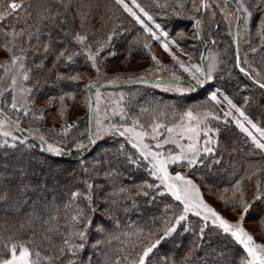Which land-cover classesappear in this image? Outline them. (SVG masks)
<instances>
[{
    "label": "snow or ice",
    "instance_id": "obj_1",
    "mask_svg": "<svg viewBox=\"0 0 264 264\" xmlns=\"http://www.w3.org/2000/svg\"><path fill=\"white\" fill-rule=\"evenodd\" d=\"M115 3L142 27L144 35L142 38L135 37L136 43L142 41L143 48L151 52L152 42L158 41L172 60L188 74L186 87L183 86L185 82L175 73H172V80L167 83L157 76L152 82L154 87L182 95L193 92L197 86L213 78L212 72L218 62L215 54L211 56L207 68L201 64H186L170 48V45H175L179 49L177 39L170 37L169 32L164 30L161 24L156 23L149 11L137 0H131V6L125 0H115ZM154 3L157 7H171L169 0H165L163 5H160L158 0H154ZM172 3L176 6L172 8V15L178 19L186 18L193 22L194 38L201 39L202 16L204 11L212 6L209 0H199V3L197 0H172ZM189 4L192 12L197 15H186ZM231 4L232 10L227 11L229 0H224V7L219 10L224 19L229 22V34L232 35L233 42L237 44V49L241 37L251 35L254 12L260 13L255 28L261 47H264V0H256V3H249V0H231ZM73 6L76 8L75 16L71 12ZM91 7L90 3L86 5L83 0H40V3L35 6L34 17L32 12L25 11V16L33 19L32 24L25 21V26L19 29L15 24L0 28V36L3 37L0 48L8 53V59L0 62V70H2L0 98L11 94V102L7 104L11 110L22 114L23 117L31 114L34 120L41 121L45 119L44 113L47 108L59 103L58 115L64 119L67 111L65 100H75L77 94L75 90L66 91L65 89L71 88L83 77L79 72L61 71L60 68H70L75 59L83 55L85 62L90 64L97 76L101 75L100 64L103 63L101 53L110 47L117 32L113 26V30L107 33L105 39L90 41L89 36L92 33L86 28L90 13L83 9H91ZM24 9L23 0L20 2L11 0L6 6H0V22L6 21ZM214 16L215 12H213ZM142 17L146 18L152 26ZM16 18L19 20L18 15ZM69 18L79 20L81 31L71 27ZM233 21L236 29L234 34L231 31ZM65 25L68 26L65 27ZM184 36L183 31L176 32V37L183 39ZM71 46H75V51ZM250 50L253 53L257 51L256 48ZM180 51L183 53V49ZM109 54L115 55V53ZM183 54L187 55L188 60L191 61V54ZM201 56L203 57V53ZM49 58L52 61L50 68L47 66ZM151 59L157 67L155 69L150 67L146 71L159 72L160 68L167 67V65H161L154 54ZM242 64L247 67L241 66ZM236 67L256 86L264 89V80L257 78L260 75L259 71L252 68L247 59L241 61L237 55ZM103 75L110 85L120 83V74L111 77L106 73ZM49 82L52 87L58 89V94L48 96L44 107L37 109L35 93L40 92L42 85H47ZM131 82L149 83L147 77L132 75H128V79L123 81V83ZM93 87L96 88L95 106L92 101ZM83 92L87 97L85 103L90 123L89 128L86 129V143L83 139L77 138L73 139L71 147H68L64 140L50 142L44 134L36 138L48 153L56 156L70 155L75 150L79 158V168L84 177H88L90 172H94L96 176L102 175L112 187V191L105 193L99 200H94L93 189L98 186L92 179L81 180L85 191L79 188L70 191L68 200L63 204L65 210L75 206L74 211L70 216L66 214V223L63 226L57 224L55 227L50 225L59 219L58 215L50 211L47 203L41 205L42 197L37 195V199L32 201L31 210L26 214L25 223L20 227L23 229L25 224L31 227L34 222H39L45 229L42 241L48 242L49 247L54 251L44 254L43 250L35 245L32 237L28 240H20L13 233L0 237V264H65V261L66 264H112L113 255H115L114 264H177L174 257L160 253L159 248L173 237L178 227H182L184 232L191 231L196 240L200 241L199 244L193 241V248L185 253L180 264H190L194 249L203 247L206 237L208 248L205 249V256L197 259L196 264H209V256H211V264H264V242H257L254 235L244 227L245 218L251 213L253 205L264 202V190L261 189L260 182L257 181L256 191L251 200L245 198L240 180L232 186L230 197L218 194V198L224 200L226 205H232L236 218L230 220L206 202L199 184L187 175L188 172H197L202 167H211L207 164V158L214 157L220 147V142L216 138L220 129L211 126V120L221 119L215 111V105L222 102L218 91L211 92L207 101L188 106L183 111H177L175 105H165L164 109L157 105L149 113L147 107L140 106L139 114H133L131 101H126L127 94L123 92L119 93L116 99L106 102L102 112L98 80L89 79L83 85ZM248 100V97L244 98L245 104ZM209 101L214 102L212 108L207 106ZM223 102L227 104V110L223 111L225 124L229 122L230 117L235 126L251 140L255 149L264 152V128L254 123L244 109L237 106L227 95H223ZM108 103L111 104L110 108L107 106ZM168 108H171V114L167 111ZM145 114L149 116L147 123L142 122V116ZM113 118H118L117 122H113ZM21 123L20 115L13 120L3 108H0V148L15 149L19 145H25L27 148L34 147L28 143L27 136H21L18 133L33 136L40 130L21 128ZM74 126L75 122L67 123L66 121L61 126L60 133L65 139ZM49 131H55V129H49ZM107 135L120 137L122 142L118 143L112 159L103 162L106 166L104 170L100 169V161H96L90 169L83 159V154L90 146L95 145L98 140ZM126 144L130 145L134 151H127ZM220 162V159L212 160L213 165ZM131 166H134L137 171L142 170L147 177L139 184L132 185L136 189V194L145 197L149 195V191L159 196L170 194L175 202L174 211L171 216L162 217L159 226L150 227L147 231L143 227H133L131 231L114 235L104 222L112 220L113 227H119L120 221L116 219L111 208H106L101 213L104 221L100 223L95 221L94 216L99 210V203L115 206L117 200L114 197L131 199L127 195L131 190L128 186L123 184L116 186L124 174L122 169ZM174 167L182 168L184 171L173 172L171 169ZM14 172H19L20 181L14 207L25 203L24 197L27 192L45 190L46 185L33 186L30 181L25 182L27 173L23 166L14 169ZM227 191L228 189H224V192ZM7 198V191L0 195V200ZM81 200L84 201L83 206L79 203ZM132 203L135 206L136 201L133 199ZM169 209H173V205L166 204L165 212ZM124 210L127 211L126 208ZM16 211H20V208L16 207ZM44 213L48 215L45 216ZM190 214L198 218V224L193 225L188 220ZM261 220L264 221V217H261ZM93 231L99 233L102 238L90 243ZM53 234L59 236L58 244L52 243ZM34 235L35 229H33ZM213 237L222 238L224 241L219 250L211 247ZM114 240L120 243L115 253L109 247ZM86 247H91L93 252L86 260H81L80 256Z\"/></svg>",
    "mask_w": 264,
    "mask_h": 264
},
{
    "label": "trees",
    "instance_id": "obj_2",
    "mask_svg": "<svg viewBox=\"0 0 264 264\" xmlns=\"http://www.w3.org/2000/svg\"><path fill=\"white\" fill-rule=\"evenodd\" d=\"M131 3V0H125ZM231 1V0H230ZM11 0H0V6H6ZM20 2V0H16ZM142 7H145L147 11L153 16L156 23L161 24L164 30L168 31L170 37H175L179 44V49L175 45H170V48L180 58L182 57L180 49L183 52H187L192 55V61H196L199 64V54L201 49L209 43V36H205L206 33H212L215 38L216 44L222 51V65L220 72L217 74V87L219 92L227 95L233 100L237 106L244 109L246 115H248L254 123H257L260 127L264 128V89L256 86L249 77L245 76L236 67L235 59V43L232 40L231 35L228 32L227 25L225 24L224 16L217 8L211 13L207 10L204 11L203 19H208L205 26V35L201 34V39L194 38V29L191 21L186 18L178 19L172 15V8L176 7L172 0H169L171 7H157L154 0H137ZM160 5L165 3V0H158ZM25 9L19 11L16 15L19 16L17 20L16 15L9 17L6 21L0 22V28L8 25L15 24L19 29L25 26V21L28 24H32L34 21L32 18L25 16V11L32 12L35 16V6L40 3V0H23ZM84 4H91V9L85 8L84 11H89V20L87 21L86 28L92 33L89 36L90 41L96 39H105L107 33L115 30L117 35L114 36L113 41L105 51L101 53L103 57V63L100 64L101 75L98 77L94 69L91 68L89 63L85 62L83 55L78 56L75 62L70 68L61 67V71L79 72L83 79L71 88H66V91H76V99H66L67 111L65 118L61 119L58 115L59 103L53 107L47 108L45 111V119L36 121L30 114L27 117H23L11 110L7 104L11 102V94H7L3 98H0V108L8 114L11 119H17L20 115L22 123L21 128L39 129L33 136H28L27 133H18L21 136H28V143L34 145L32 148H27L25 145H19L15 149L0 148V195H3L5 191L8 192V198L6 200H0V237H6L13 233L16 234V238L20 240H28L32 237L35 241V245L40 247L44 254L53 252L54 249L50 248L48 242L42 241V237L45 235V229L39 222H34L31 227L25 224V227L21 229L20 225L24 224L27 219V213L31 210V204L33 200L37 199V195L42 197L41 205L47 203L51 212H55L59 219L51 223V227H55L57 224L63 226L66 223V214L70 216L74 211V207L65 210L63 204L68 200V193L72 190L79 188L81 191H85L84 185L81 180L85 178L92 179L93 183L98 186L93 189L94 200H99L105 193L112 191V187L103 178L102 175L96 176L94 172H90L88 177H84L82 171L79 168L78 154L73 150L70 155L56 156L48 153L40 141L36 138L40 134H44L48 137L49 141L52 140H64L68 147H71V141L73 139H83L87 142V131L90 123L87 116V105L85 103L86 96L83 92V85L92 80H98V85H110L104 78V73L111 77L116 74L120 76H127L129 70L126 69L129 65L139 64L142 67L154 68L155 63L152 61L151 56L154 54L160 61L161 65H167L166 68H160L162 74L173 72L179 76L185 84L189 79L188 74L185 73L178 64H176L172 57L164 51L163 47L158 41H153L151 44V52L143 48L142 41L136 43L134 38L137 36L143 37V29L140 25L136 24L133 17L126 13L122 7L115 3V0H83ZM199 3V0H197ZM249 3H256V0H249ZM229 5L232 4L229 2ZM138 11V10H137ZM71 12L75 16L76 8L72 7ZM213 12L215 16L213 17ZM139 14V13H138ZM186 15H197L192 12L189 4ZM109 17L111 19H109ZM260 17L259 12H254L252 20L251 35L248 36L246 43H244V53L247 58H241V52L239 58L241 61L247 59L252 68L259 71L260 75L258 79L264 80V47H261L259 36L256 34L255 23ZM144 18V17H142ZM145 19L146 23L148 22ZM69 24L77 31H81L80 22L78 19L72 20L69 18ZM217 24V27L214 26ZM68 25H65L67 27ZM177 31H183L185 36L183 39L176 37ZM3 42V37L0 36V43ZM75 51V46H71ZM218 47V48H219ZM251 48H256L255 53L251 52ZM109 53H115L110 55ZM195 57V58H193ZM8 59V53L0 48V62ZM51 58L47 61V66L51 67ZM247 67L246 65H241ZM116 69L111 71V69ZM170 71V72H167ZM2 72V70H0ZM255 75V73H254ZM54 76V73H53ZM120 81L123 85L118 90L126 95V101L130 100L132 104L133 114H139L140 106L147 107L149 113L157 105L164 109L165 105H175L177 111H183L188 106L199 105L202 102L208 100L205 94L207 89L206 83L203 87L197 86L193 92L185 93L182 95L170 94L160 88L153 86L156 78L148 79L149 83H123L127 80ZM165 83L170 81L168 78H161ZM116 83V84H120ZM31 84V82H30ZM112 85V84H111ZM95 89L92 88L91 91ZM58 89L51 86V82L47 85H42V90L35 93V106L37 109L44 107L48 96L57 95ZM248 97V103L245 104L244 98ZM214 102L208 103V107L212 108ZM80 109L83 110L80 113ZM167 111L171 114V108ZM216 114L220 115L219 121L211 120V126L219 128L220 132L217 139L220 142V147L215 153L214 157L207 158V164L211 167H202L197 172H190L197 181L206 185L211 190L213 200L218 201L220 205L227 209V212L233 214L232 205L225 204V201L218 198V194H222L225 197L232 195V186L235 185L237 180L241 181V187L244 191L245 198L251 200L253 194L256 191V183L260 182L261 189L264 190V152L255 149L250 139L246 134L242 133L228 118V123L225 124V118H223V109L221 103L215 105ZM75 122V126L69 130L67 138L60 133L61 126L65 123ZM114 122L117 118L113 119ZM149 121L148 114L142 116V122L147 123ZM49 129H55V131H49ZM228 138V139H227ZM122 142V138L107 135L103 139L98 140L93 146L83 154V159L87 163V167L93 168V164L96 161H100V169H105L103 163L107 159H112L114 150L118 147V143ZM127 151L133 152L130 145H125ZM107 153V155H106ZM213 159H220L219 164H212ZM115 163V161H114ZM23 166L27 175L25 176V182H31L35 185H46L45 190H37L36 192L29 191L24 197L25 203L17 204L13 206L18 197V189L20 185L19 172H14V169H18ZM123 176L117 182L116 186L123 184L128 186L131 190L127 194L131 199H125L120 196L114 197L117 200L115 206L110 204L99 203V210L95 213L94 219L97 223L104 221V217L101 213L106 208H111L116 219L120 221L119 227H113L112 220H106L105 226L109 228L112 233L119 234L123 231H131L133 227H143L146 231L150 227L159 226L161 224V218L165 215L171 216L174 211L175 202L168 195L159 196L154 192L149 191L148 196H142L136 194V189L132 187L134 184H139L143 179H146L142 170H135L134 166L126 167L122 169ZM224 189H228L224 192ZM133 199L136 201L133 205ZM83 206L84 201H79ZM173 205V209H169L165 212V205ZM58 206V210H57ZM16 207L20 208V211H16ZM127 209L125 211L124 209ZM48 215V213H44ZM264 217V202H257L253 205L252 211L245 218V222L254 223L256 228L261 232V236L264 235V221L261 220ZM188 220L193 224H198V218L193 215H189ZM95 228V225H93ZM33 229H35V235L33 236ZM101 235L93 231L90 237V243L96 239H101ZM197 244L200 241L196 240L191 231L184 232L182 227H178L177 232L173 237L167 240L160 248L159 252L162 254L170 255L175 258L177 264H180L186 252L193 248V241ZM53 244L59 243V236L53 234ZM224 243L222 238L213 237L211 240V247L219 250V247ZM113 252L120 247L118 240H114L109 246ZM208 248L207 237L203 247L194 249V254L191 258L190 264H196L197 259L205 256V249ZM93 252L91 247H86L80 256L81 260H86L87 257ZM209 264H211V256H209ZM115 262V255L112 256V264ZM66 264V261H65Z\"/></svg>",
    "mask_w": 264,
    "mask_h": 264
},
{
    "label": "rangeland",
    "instance_id": "obj_3",
    "mask_svg": "<svg viewBox=\"0 0 264 264\" xmlns=\"http://www.w3.org/2000/svg\"><path fill=\"white\" fill-rule=\"evenodd\" d=\"M126 3H128V1ZM209 3L212 6L209 9H207L208 13H211V11L215 10L216 8L219 10L221 7H224V0H209ZM129 5L131 6V3ZM231 10H232L231 5H228L227 11H231ZM207 21H208V19H206V18L202 20L200 35L201 34L202 35L203 34L205 35V26H206V22ZM225 24L227 25V29H228V32H229V29H230L229 22L228 21H225ZM214 27L216 28L217 27V24ZM231 31L234 34V21H233V25L231 26ZM207 35L209 36V39H208L209 40V43L207 44V48H206V45H204L205 47H204V50H203L202 64H203V66L205 68H207V65L210 62L211 56L213 54L216 55V58H217V61L218 62L216 64L215 70L212 72V77L213 78L211 80H206L205 81L206 86H207V89L205 91V94H206L207 97H209V95H210L211 92L218 91V96H219V98L222 101L221 102L222 109H223V111H226L227 110V104L223 102V95L224 94H222L221 92H219L218 87H217V84H216V81H217L216 77H217L218 71L220 72L221 65H222V62H223L222 61V57H221L222 56V51H221L220 47L216 44L215 38L212 36V33H209L208 32V34L206 33L205 36H207ZM248 36H250V35H248ZM248 36H242L241 39H240V41H239V48L237 49V51H238V54L241 52V54H240L241 55V58H247L246 54L243 51L244 50L243 45H244V43H246ZM231 37H232V35H231ZM213 41H215V43H213ZM201 51H202V49H201ZM183 53H187V52H183ZM183 53L181 52L182 57H180V59L183 60V61H185L186 64L187 63L198 64V62H196V61H192V60L189 61L188 60V56L185 55V54H183ZM193 58H195V57H193ZM156 67H157V65H155V67L153 69H155ZM126 69L130 71L128 75H132V76H135V77H141V76H143V77H147L148 79H154L157 76H159L160 78H168L170 81L172 80V73L173 72H170V71H167V72H170V73H167V75L162 74V73H165V72H161V69H160L159 72H156L154 70L151 71V72H149V71H146L147 69H149L148 67H142V66H139V64L129 65L128 67H126ZM113 70H116V69H114V68L111 69V71H113ZM128 75L127 76H124V77L123 76H119V80L120 81L124 80L126 77H128ZM112 85H117V84H112ZM183 86L186 87L187 84L184 83ZM160 89L164 90L163 88H160ZM95 91H96V88L92 90V93H93V95H92V101H93V105L94 106H95V95H94L95 94ZM166 92H168V91H166ZM100 93H101V105H100V107H101V111L103 112V110L105 108V105H106V102L116 99L118 97V94L121 93V92L118 90V87H116V88L100 89ZM169 93L170 94L181 95L179 93H174V92H169ZM110 94H117V95L111 96ZM107 106L110 108L111 107V104L108 103ZM79 111H80V113L83 112L82 109H80ZM113 119H115V118H113ZM117 120H118V118H117ZM94 130H95V128H94V122H93V131ZM171 171H173V172H175V171H184V169L178 168V167H174V168L171 169ZM187 175H189L192 179H194L199 184L201 193H202L204 199L206 200V202H208L213 207H215L218 211L221 212V214L225 215L228 219L234 220L236 218L235 213L230 214L229 212H227V209L226 208H224V207H222L220 205V203L218 201L213 200L212 192H211V190H209V188L206 185H203L201 182L197 181L196 178L190 172H188ZM168 195L170 196V194H168ZM244 227L249 232H251L254 235V238L257 240V242H264V235L261 236L260 235L261 232L259 230L258 231L255 230L256 226H255L254 223H249V222H245L244 221Z\"/></svg>",
    "mask_w": 264,
    "mask_h": 264
},
{
    "label": "water",
    "instance_id": "obj_4",
    "mask_svg": "<svg viewBox=\"0 0 264 264\" xmlns=\"http://www.w3.org/2000/svg\"><path fill=\"white\" fill-rule=\"evenodd\" d=\"M229 2L231 3L230 0H229ZM235 30L236 29L234 27V33H235ZM203 50H204V48H202V51L200 52L199 57H198L199 58V64H201L202 66H203V64H202V56H201V53H203ZM237 55L239 56L238 51H237V44L235 43V59H236ZM122 85L123 84L120 83V84H117V85H98V86H99V89H107V88L121 87ZM203 86H204V84L201 87H203ZM93 88H95V87H93ZM87 112H88V109H87ZM88 122H89V116H88Z\"/></svg>",
    "mask_w": 264,
    "mask_h": 264
},
{
    "label": "bare ground",
    "instance_id": "obj_5",
    "mask_svg": "<svg viewBox=\"0 0 264 264\" xmlns=\"http://www.w3.org/2000/svg\"><path fill=\"white\" fill-rule=\"evenodd\" d=\"M205 84V83H204Z\"/></svg>",
    "mask_w": 264,
    "mask_h": 264
}]
</instances>
